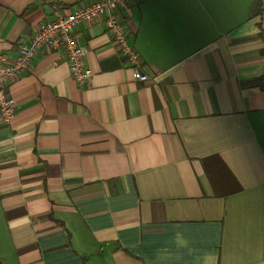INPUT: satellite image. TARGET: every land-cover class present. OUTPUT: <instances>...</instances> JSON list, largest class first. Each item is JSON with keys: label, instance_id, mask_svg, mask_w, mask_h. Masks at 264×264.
<instances>
[{"label": "crops", "instance_id": "crops-1", "mask_svg": "<svg viewBox=\"0 0 264 264\" xmlns=\"http://www.w3.org/2000/svg\"><path fill=\"white\" fill-rule=\"evenodd\" d=\"M0 0V54L57 8ZM140 82L102 20L93 74L62 49L12 80L0 124V264H264V0H137Z\"/></svg>", "mask_w": 264, "mask_h": 264}, {"label": "built area", "instance_id": "built-area-1", "mask_svg": "<svg viewBox=\"0 0 264 264\" xmlns=\"http://www.w3.org/2000/svg\"><path fill=\"white\" fill-rule=\"evenodd\" d=\"M136 1L89 0L83 1L73 10L59 7L52 18L40 24L29 40L18 44L13 58L0 54V124L10 123L17 111L16 100L9 91L10 82L28 71L38 52L43 49L64 50L71 76L81 84H85L90 79L93 72L84 63L86 48L75 33L80 24H92L96 20H102L121 55L133 67L135 78L140 82L150 81L151 76L141 71L140 55L130 42L127 25L122 15V11Z\"/></svg>", "mask_w": 264, "mask_h": 264}, {"label": "trees", "instance_id": "trees-1", "mask_svg": "<svg viewBox=\"0 0 264 264\" xmlns=\"http://www.w3.org/2000/svg\"><path fill=\"white\" fill-rule=\"evenodd\" d=\"M261 87H262V89L264 90V85H263V84H261Z\"/></svg>", "mask_w": 264, "mask_h": 264}]
</instances>
